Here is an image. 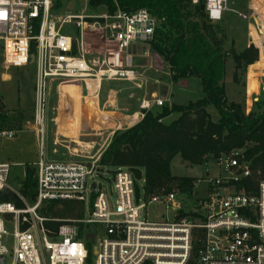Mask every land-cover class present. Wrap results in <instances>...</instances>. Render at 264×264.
Listing matches in <instances>:
<instances>
[{
	"label": "built area",
	"instance_id": "1",
	"mask_svg": "<svg viewBox=\"0 0 264 264\" xmlns=\"http://www.w3.org/2000/svg\"><path fill=\"white\" fill-rule=\"evenodd\" d=\"M57 1L0 0L2 69L27 67L35 57L34 125L42 144L55 85L87 80L126 83L134 91L145 92L139 102L141 110L166 106L155 93L147 97L151 83L158 85L159 80H151L134 66V50L143 48L142 54L149 56L146 46L151 47L160 23L150 11L117 8L110 13L105 7L95 11L87 3L79 14L58 17ZM205 1L211 22H220L231 11L228 0ZM232 12L250 19L242 12ZM66 29L77 32L66 35ZM88 35L98 36L105 47H91L86 42ZM120 93L110 94L109 105L117 102ZM134 98L132 94L130 99ZM15 134L3 131L0 140H10ZM241 155L233 151L222 156L216 164L224 171L206 181V197L196 194L193 199L178 189L146 198L144 189L137 193L136 179L126 168L112 172L113 188L105 190L99 159L91 163L50 161L41 152L32 206L19 190L7 186L12 165L0 163V194L10 188L9 194L26 206L0 202V258L4 257L3 264H264V181L254 194L237 189L236 183L249 174L240 165ZM62 201L90 204L88 217L61 220L40 214L45 203ZM151 205L165 208L162 221L144 216ZM169 211L174 214L171 220L166 218ZM50 223L60 225L54 229ZM7 224L14 227L12 234ZM88 234L95 235L93 252L87 248Z\"/></svg>",
	"mask_w": 264,
	"mask_h": 264
},
{
	"label": "trees",
	"instance_id": "2",
	"mask_svg": "<svg viewBox=\"0 0 264 264\" xmlns=\"http://www.w3.org/2000/svg\"><path fill=\"white\" fill-rule=\"evenodd\" d=\"M66 1L58 0L54 8ZM88 5L93 10L106 7L110 13L117 8L125 12L150 11L160 21L151 48L167 66L170 82L198 80L203 88L201 99L186 105L165 106L160 111L145 110L137 124L129 127L132 122L128 129L115 132L98 161L99 168L112 172L128 169L136 179L137 193L144 189L146 198L174 189L192 198L194 179L172 174L171 164L177 156L191 166H203L233 151H241L240 162L248 164L249 174L236 186L254 194L259 185L251 172L264 171V97L247 114L245 98L238 101L228 97L225 78L229 58L235 68L233 80L238 82V73H247L256 62L253 69L262 68V53L259 59L260 53L254 45L241 52L233 46L226 50L225 15L220 22H211L205 0H199L198 4L193 0H88ZM173 114L177 119L167 122ZM24 121L21 111L9 116L0 97V133L20 132ZM13 181L20 186L21 195L35 200L37 181L33 171L29 170L24 179L17 176ZM0 202L20 203L5 192L0 194ZM48 212L52 216L57 214L53 207ZM59 225L49 224L54 229ZM197 249L196 243L194 253Z\"/></svg>",
	"mask_w": 264,
	"mask_h": 264
},
{
	"label": "rangeland",
	"instance_id": "3",
	"mask_svg": "<svg viewBox=\"0 0 264 264\" xmlns=\"http://www.w3.org/2000/svg\"><path fill=\"white\" fill-rule=\"evenodd\" d=\"M88 0H68L62 2L59 8H56V16L64 17L68 14H79L82 9L87 5ZM106 8V7H105ZM228 8L231 10L225 14V22L223 23L224 28L227 30V42L226 50H230L235 46L237 52H241L245 49L247 43L254 45L258 52L260 49L262 51L261 64L262 68L259 71L264 70V0H228ZM248 8V9H247ZM108 10V8H106ZM102 10L100 8L95 9V11ZM249 10V12H248ZM232 11L242 12L244 15H247L250 19L245 20L238 16L237 14L232 13ZM69 32V30L66 29ZM74 32H64L68 35L70 33L75 34ZM86 42L91 45L93 48L103 49L105 46L100 41L96 35H88ZM250 45V46H251ZM260 47V49L257 47ZM97 46V47H96ZM149 56L142 54L143 48L135 49L136 60L134 66L139 70L144 72L151 80L158 79L159 84L155 85L151 83L150 87L155 91L159 98L166 102V107H171L173 104L177 105H186L191 101L199 100L203 97V88L201 83L198 80L192 81V86L185 84L184 86L174 85L168 79V68L163 62L158 58V55L154 53L151 47H147ZM2 47H0V97L2 100V105L4 111H6L9 116H14L19 111L23 112L25 116V121L20 132H16L15 136L7 140L3 138L0 140V163L7 162L10 163L11 171L7 181V186L19 190L20 186L14 183L15 177L19 176L21 179L25 178L26 173L31 170L35 173L37 171V162L40 159L41 152H48V146L43 141L41 143V136L36 132V127L34 125V117L36 113V68L34 64H29L27 67L22 68H13L8 72H5L2 69ZM260 59V55H259ZM259 61V60H258ZM258 69L248 68L247 73L239 72V81L235 82L233 80V75L235 73L234 64L232 59L229 58L227 62V74L225 78L227 95L231 100L241 101L243 98H247V93L257 91V81L255 77H259L260 85L264 88V78L263 73L261 75H256ZM254 72V73H253ZM262 77V78H261ZM74 88L77 90V86H80V83L74 84ZM60 91L61 94H58L55 87L52 88V93L48 105V122L46 126V136L48 137H57V126H56V117L63 114V111L69 110V105L66 101L67 95H64V90ZM107 92V85H102L100 98L101 102L105 101V93ZM250 93V94H251ZM66 96V97H65ZM83 96H86V91L84 90ZM264 97V91L262 90L261 94L257 96V100L249 101L247 105L246 102V113L249 114L255 108V102ZM119 99V97H118ZM89 104V103H88ZM118 104L127 105V100L125 96L121 95ZM152 109L155 111H160L163 108L156 105L152 106ZM113 110V109H111ZM107 110L105 112H108ZM144 112V111H143ZM127 113V112H126ZM122 113V114H126ZM141 116V115H139ZM144 116V115H143ZM177 115L173 114L167 119V122H172L177 119ZM61 119V118H60ZM131 127V126H129ZM129 127L117 126L114 129L107 132H102L103 137H110V135L115 134V132L120 130H126ZM96 132V131H95ZM54 135V136H53ZM61 139V138H59ZM68 147L71 146V151L74 154V157L71 156L66 149L63 147H51L50 151L53 149L57 150V154L50 155V161H84L87 160L80 159L75 157L76 153L81 154L80 151H73V148H76V145L67 143ZM48 149V151H47ZM78 149V146H77ZM97 150H94L91 157L93 158ZM95 158L90 159V163L94 161ZM240 162V161H239ZM216 162L209 161L203 166H191L182 161V159L177 156L171 164L172 174L176 177H190L194 179L196 184L194 188V197L197 194L199 198L207 196V185L206 181L208 179H213L221 175L224 171L223 168H220ZM240 165L247 169L249 172L248 164H243L240 162ZM100 169V168H99ZM104 174L102 178V185L105 190L113 188V178L112 171L108 169L101 170ZM252 178L256 181V184L259 185L260 182L264 181V171H257L256 174L251 172ZM142 186V183L140 184ZM10 188L4 190L5 193H10ZM193 198V197H192ZM194 199V198H193ZM28 203L32 206L34 201H31L27 198ZM19 204V205H18ZM18 208H25L26 206L22 203H18ZM53 207L57 213L55 216H52L48 212V208ZM166 210L164 207L159 205H151L148 207V210L144 211V216L148 214L150 220H159L162 221V216L165 214ZM90 213V204L86 205L85 203L75 202V201H62L54 203H45L40 211V214L47 218H58L61 220H82L88 217ZM174 214L168 212L166 218L169 220L173 219ZM10 219V217H6ZM7 231L12 234L14 232V227L7 224ZM87 248L90 252L94 251V245L88 243ZM9 264V263H8ZM89 264H94V261H90Z\"/></svg>",
	"mask_w": 264,
	"mask_h": 264
},
{
	"label": "crops",
	"instance_id": "4",
	"mask_svg": "<svg viewBox=\"0 0 264 264\" xmlns=\"http://www.w3.org/2000/svg\"><path fill=\"white\" fill-rule=\"evenodd\" d=\"M250 45L251 43L248 42L245 48L249 47ZM261 53L262 51L260 49V56ZM158 58L163 62V60L159 56ZM256 64L257 62L249 68H254ZM262 73V76L264 78V70L259 71L257 74L255 73V76L261 75ZM254 80L257 81L258 84L257 91L247 93V105L249 104V101H251L252 103L253 101L257 100V96L261 94L262 90L264 91V88H262L259 83V77H255ZM185 84H189L190 86H192V81L183 80L174 85L186 87ZM106 85L107 92L105 93L106 98L103 103L101 102L100 96L96 99L86 98L85 96H83V91L81 90L80 86H77V90L74 88L75 85H64L62 87L61 90H64V95H67L66 101H69L67 102V104L70 108L67 111H65V109L63 111V114L61 113L60 115H58V117H56L57 132L55 134L57 137H55L54 135V137H48V135L44 137V142L47 144L49 151L47 149L48 152H44V150L42 152L48 160H50L49 157L51 154H57V150L55 149H53L52 152L50 151L51 147L53 148L61 146L66 149L71 156L74 157L75 153L71 151V146L68 147L66 145L67 143L76 145V148H73L72 150L80 151L81 154L79 155V153H76L75 157L87 160L85 163H90V159L93 158L100 159L101 155L106 150L112 139V135L106 138L101 136L104 135L102 132H105L106 130L108 132L117 126H121L124 128L127 127L130 123L134 122L130 125L133 126L143 118V110L140 109L139 102L144 98L145 92L134 91L132 87L126 83H111ZM55 88L58 94H61V87H56L55 85ZM115 90H120L121 93L117 96V102L113 105H109L108 98L110 94L114 95ZM152 93L157 94L151 87H149L147 97H149ZM132 94H135L134 99H130V96ZM121 95L125 96L127 100V105H122V107L118 104L119 99H121ZM107 110L110 111L105 112ZM150 110L154 111L152 108ZM112 112H115L117 114L115 118L109 116L108 113L111 114ZM96 124H99L100 126H97ZM94 150H97V153L92 158L91 155Z\"/></svg>",
	"mask_w": 264,
	"mask_h": 264
},
{
	"label": "bare ground",
	"instance_id": "5",
	"mask_svg": "<svg viewBox=\"0 0 264 264\" xmlns=\"http://www.w3.org/2000/svg\"><path fill=\"white\" fill-rule=\"evenodd\" d=\"M102 83L100 82H96V81H91V80H87V81H83L80 84V88L81 90L84 92V90L86 91V98H92V99H96L99 97L100 92H101V88H102ZM113 96V95H112ZM75 103V102H74ZM73 103V104H74ZM110 117L115 118L117 116V114L115 112H112L111 114L108 113ZM97 125V124H96ZM99 125V124H98ZM97 125V126H98ZM100 126V125H99Z\"/></svg>",
	"mask_w": 264,
	"mask_h": 264
},
{
	"label": "water",
	"instance_id": "6",
	"mask_svg": "<svg viewBox=\"0 0 264 264\" xmlns=\"http://www.w3.org/2000/svg\"><path fill=\"white\" fill-rule=\"evenodd\" d=\"M34 62H35V57L32 56L31 57V63L34 64ZM88 165L90 166V164H88ZM247 175H248V173L246 172L245 176H247ZM95 190H96V185L94 184L92 186V191L95 192ZM86 239L89 240L90 243L93 244L94 243V239H95V235L94 234H88V235H86ZM3 262H4V257H1L0 258V264H3Z\"/></svg>",
	"mask_w": 264,
	"mask_h": 264
}]
</instances>
